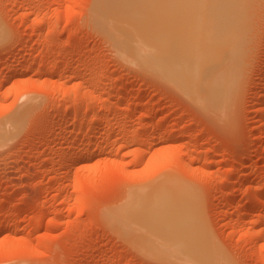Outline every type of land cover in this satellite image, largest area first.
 Listing matches in <instances>:
<instances>
[{
  "label": "rangeland",
  "instance_id": "374dc122",
  "mask_svg": "<svg viewBox=\"0 0 264 264\" xmlns=\"http://www.w3.org/2000/svg\"><path fill=\"white\" fill-rule=\"evenodd\" d=\"M99 1L0 0V264H264V0H244L245 73L221 109L134 59ZM174 191L198 199L195 237L173 238L193 212Z\"/></svg>",
  "mask_w": 264,
  "mask_h": 264
},
{
  "label": "bare ground",
  "instance_id": "6f19581e",
  "mask_svg": "<svg viewBox=\"0 0 264 264\" xmlns=\"http://www.w3.org/2000/svg\"><path fill=\"white\" fill-rule=\"evenodd\" d=\"M100 1V9L104 10V14L103 12L102 14L106 15V18L110 20V22H108L111 23L112 21L109 19L111 15L117 23L116 27H121L126 31V34L123 36L121 35L122 37L120 36L122 38L120 40L128 46L131 56L135 59L137 55L139 57L141 54V57L137 59L142 58L141 60L150 67L152 73L155 72L157 74V77L161 76L166 80L165 82L174 86L191 100L199 103V105L202 104V106L207 104L206 106L211 105L215 108L220 105L219 108L221 109V105L225 106V104H227L228 106L234 99V95H236L235 93L238 91L239 79L241 75L245 73H243L242 70L246 60H244V58L247 57H244V53L248 39H245L243 34V36L241 35V33L245 32L246 24L244 23L246 22H240V20H244L242 17L245 15L243 14L245 11L242 12L243 10L241 8L246 6L247 1L226 0V2H220V0H213L216 2V4H214L211 0V6L210 4L208 5L212 9L209 7L210 11L203 10L206 11V13L200 10L204 8L199 9L198 7H192L186 11L182 10V13L168 3V0ZM163 1H165L166 6L160 5ZM218 1L221 4L217 3ZM212 3L215 6H213ZM137 4L140 5V15H137L136 12ZM211 10L215 11L211 13ZM208 12H210L211 16L214 18V26L211 25L210 28L204 26L199 30L193 31L196 36H189V32L187 33L184 31V28L188 25L187 21L200 23L201 19H204L205 21H203L205 23L209 15ZM207 13L208 15H205ZM205 16L206 18H204ZM209 16L207 21L213 22V20H209ZM177 18L178 20H176ZM208 25L210 26V24ZM209 30L217 34L210 36L209 34H211V31ZM208 32L209 34H207ZM198 33L204 34L198 37ZM129 56L130 55H128V58ZM120 57L122 58V56ZM248 63L249 62H247V64ZM261 66L262 63L260 64V67ZM144 69L148 68L145 67ZM256 99L264 105V93L257 95ZM206 106L204 107L205 109L208 108H206ZM262 108L264 110V107ZM208 110L210 111L209 108ZM68 111L69 108L66 109L65 112L68 113ZM2 131L4 130L0 129L1 136H3ZM4 133V136H6V132ZM3 137L1 138L3 139ZM176 189L182 190V188L178 187H176ZM170 195L175 199L184 201L185 205L189 204L193 210V212H190L185 208L188 212L181 216V219L174 227V229L182 230L175 232L173 238L183 240L195 237L196 233L193 229H197L195 228L197 224L194 223L189 216L193 214L202 218L197 197H193L194 205H192L188 201L187 194H184L183 191H174L171 192ZM149 220L150 219L144 220L147 222V225L150 224V222H148ZM172 225V223H163L161 227L164 229H171ZM201 226L204 228L202 223L198 225V227ZM156 227L159 228V225L157 224ZM168 237L169 239L166 240L171 241V237ZM161 239L162 238L158 236L157 241L160 242ZM183 253L185 255H190L186 251ZM196 264L206 263L199 262ZM212 264H219V262L216 263L215 261Z\"/></svg>",
  "mask_w": 264,
  "mask_h": 264
}]
</instances>
